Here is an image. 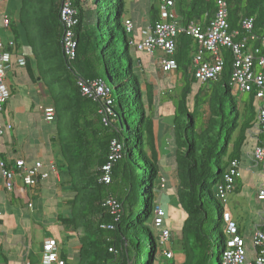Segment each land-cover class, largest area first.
Returning a JSON list of instances; mask_svg holds the SVG:
<instances>
[{
    "label": "trees",
    "instance_id": "obj_1",
    "mask_svg": "<svg viewBox=\"0 0 264 264\" xmlns=\"http://www.w3.org/2000/svg\"><path fill=\"white\" fill-rule=\"evenodd\" d=\"M224 1L229 29L239 31L236 40L247 37L240 29L241 20L253 18L251 33L257 40H249L248 46L259 47L264 0ZM61 2L18 0L16 9L9 11L16 52L7 77L10 96L16 94L15 79L23 72L32 85L41 84L47 96L44 105L54 109L47 138L50 157L60 173L59 188L68 193L62 201L66 217L60 221L75 234L80 232L76 264H222L231 218L217 188L224 184L230 162L239 161L248 147L252 151L256 145L264 146L255 91L235 92L230 84V49L220 48L219 78L202 83H215L211 87L215 93L207 98L209 88L200 87L190 104L192 86L198 82L191 66L197 42L178 34L175 52L167 57L176 69L166 76L174 73L179 89L168 81L166 89H156L155 82L146 79L137 57L140 51L131 44L142 40V30L162 20L158 0L142 7L149 22L140 30L125 0H70L76 19V51L71 60L62 50ZM173 3L170 9L180 25L192 21L206 26L216 8V0ZM126 19L133 22L131 33L125 31ZM18 56H23V66L15 63ZM81 82L101 85L102 94H84ZM26 97L20 94L15 101ZM159 105L163 112L156 109ZM160 118L171 128L166 156L158 137ZM250 141L255 142L249 145ZM164 172L172 174L174 190L166 197L182 216L179 237L171 243V250L182 255L178 263L172 258L158 259L160 234L169 230L161 196L155 195ZM157 207H162L164 215L156 227ZM236 235L241 237L237 226ZM249 252L253 257L252 249L247 250V257Z\"/></svg>",
    "mask_w": 264,
    "mask_h": 264
},
{
    "label": "built area",
    "instance_id": "obj_2",
    "mask_svg": "<svg viewBox=\"0 0 264 264\" xmlns=\"http://www.w3.org/2000/svg\"><path fill=\"white\" fill-rule=\"evenodd\" d=\"M173 0H158L161 21L153 27L141 31L142 40L132 41L131 44L137 51H144L153 54L159 50L164 57L158 60V67L163 73L176 69V63L168 59L175 52L176 36L185 34L193 38L198 44V50L192 54L191 66L193 77L201 83L216 81L222 71L223 59L220 55V48H229L232 56V73L230 84L235 92L247 93L255 91L260 101L257 111L258 126L264 131V34L259 38V47L250 48L248 41H256L257 36L251 33L253 29V18L241 20L240 29L247 37L236 40L238 30H230L228 25V12L224 0H216L214 15L206 26L198 22H189L180 25L175 22V17L170 9ZM60 18L63 23L62 50L68 59H73L76 51V42L73 38V27L76 23L75 10L70 0H62L60 7ZM3 27L9 29L10 18L3 14ZM125 31L131 33L134 29L130 19L124 21ZM15 44L11 38L3 43L0 40V138L11 130L12 124L3 117L4 104L10 97V85L7 73L11 69V58L15 54ZM15 63L24 65L23 56L15 58ZM84 94L99 96L102 94L101 85L93 82L90 85L80 83ZM38 110L45 122H51L54 118V109L50 106L40 105ZM251 158L258 166L261 177V187L256 192L258 200H264V146L256 145L251 151ZM239 161L230 162L224 174V184L217 188V196L222 202H226L227 196L234 189L235 181L240 176ZM0 173L7 190H12L15 177H19L25 186L34 187L40 181L53 178L60 181V173L53 159L47 161L35 160L27 163L19 158L14 161V167L8 168L3 161H0ZM106 179V177H104ZM112 205V201H109ZM164 212L156 208L154 225L160 226ZM226 218L228 217L225 214ZM227 233L230 238L227 240V249L223 253L222 264H264V231L254 229L251 234L252 258L247 257V250L244 240L236 235V225L228 221ZM169 230H163L160 234V243L168 241ZM170 258V253L163 251ZM42 264H64L56 253V243L50 239L43 244Z\"/></svg>",
    "mask_w": 264,
    "mask_h": 264
},
{
    "label": "crops",
    "instance_id": "obj_3",
    "mask_svg": "<svg viewBox=\"0 0 264 264\" xmlns=\"http://www.w3.org/2000/svg\"><path fill=\"white\" fill-rule=\"evenodd\" d=\"M6 1L0 0V2ZM149 1L146 0L145 5H148ZM137 2L138 0L135 2L131 0L128 5H130L131 19L135 27L140 30V27L147 26L148 22L142 20L146 11L140 12L141 7L137 9L135 6L144 5V2L142 1L141 4ZM2 13L5 14V11L0 13L1 16ZM7 30L10 32L9 29ZM156 52L158 57L154 59ZM137 57L151 66L155 61L157 64L164 55L159 50H154L152 55L143 51L139 52ZM21 83L29 88L22 93L27 95L26 98L14 101L13 113L19 117L21 127L18 129L13 127L11 131L18 130L15 134L11 135L9 131L0 138V161H3L8 168L14 167V161L19 158L28 161L52 159L51 145L47 138L50 124L43 121L42 114L38 110L40 105L47 103L44 88L39 83L32 85L25 79L23 72L15 80L17 87H20ZM238 163L240 176L236 179L234 189L228 194L226 202L229 196L234 195L239 205L241 202L249 203L248 211L241 205L243 209L241 213L246 211L252 214L249 221L252 234L256 228H264V200L256 198V192L261 187L262 181L259 168L251 158L250 147L242 152ZM59 185L60 181L50 178L40 181L34 187H29L25 186L19 177H15L13 189L7 190L0 173V264H42L43 244L50 239L55 241L56 253L61 260H65L66 264H76L77 237L80 232L75 234L60 221L66 217L67 208L62 205V201L68 197V193L61 191ZM235 210L236 207L233 205L231 209H226L231 221L237 226ZM238 228L240 229L239 226ZM246 246L248 247L247 244ZM248 248L251 249V246L249 245Z\"/></svg>",
    "mask_w": 264,
    "mask_h": 264
},
{
    "label": "rangeland",
    "instance_id": "obj_4",
    "mask_svg": "<svg viewBox=\"0 0 264 264\" xmlns=\"http://www.w3.org/2000/svg\"><path fill=\"white\" fill-rule=\"evenodd\" d=\"M125 1H126V9L129 10L130 9L129 8L130 5H128V3L131 0H125ZM135 1L136 0H134V2ZM142 1L144 2L143 3L144 5H135L137 7V9L139 7H141V8H139L140 12L142 11V7L144 8V7L147 6V5H145V1L146 0H138L137 3L141 4ZM150 1H149L148 5L150 4ZM17 6H18V0H7L6 2H0V13L5 11L6 14H9V11L16 9ZM137 9H134V10H137ZM136 12H139V11L137 10ZM139 17H140V15H139ZM2 18H3V16L0 15V40L3 43H6V40L8 38H11L12 36H10L11 33L5 27H3ZM142 20H143V22H149V16L147 14H145L143 16ZM140 24H141V22H139V25ZM137 55H138V53H137ZM157 57H158V53L156 52L154 54L153 58L157 59ZM143 66H144V72H145V75H146V79L155 82L154 83L156 85L155 88L157 87L159 89L161 87V89H166V87L168 86L167 85L168 82H172L178 89L180 88L178 86L177 82L174 81L175 74L172 73L169 76L163 75L159 71L160 69L158 67V63L156 64V61L151 66L147 65V63L143 62ZM166 77H167V80H166ZM214 84L215 83H211L210 85L209 84H205L204 85L200 81H198L195 84H193V86H192V94L193 95L189 97L190 104L193 101V96L197 93V90L200 87H203V88H207L208 87L209 88V90L207 91V94H206L207 98L210 97L211 94H214L215 92H214L213 88H211L212 85H214ZM162 85H164V86H162ZM16 89H17L16 94L14 96H10L9 99H8V103L6 104V111L4 112L3 116H4L5 120H7L8 122L13 124V127L18 129V128L21 127V123H20L19 117H17L13 113L14 101L16 100V98H18L20 96V94L25 92L26 89L29 90V88L21 83L20 87L16 86ZM173 89L174 88H172V90ZM30 92L33 93V94L35 93L33 91H30ZM10 95H11V92H10ZM41 95H42V93H41ZM203 97L204 96H201L200 98H203ZM244 97H245V95H243V98ZM167 102L165 104H162L163 108L167 107V105H168ZM155 107H156V109L159 112H163L164 111L163 109L160 110L161 109L160 105L159 106H155ZM168 124L169 123H167L164 119H162V118L159 119L158 137H159V139L161 141H163L162 143H164V146L162 148V153L165 156L168 155V153H169V147H168L169 146V138H168L169 136H168V134H169V131L171 130V128H170V125H168ZM16 131H18V130L11 131L10 134L13 135V134H15ZM254 142L255 141H250L249 145L254 144ZM164 174L165 175L162 176L163 179L160 178V184H159L160 188H159V190L156 189L155 195H156V197H159V198L161 196L160 200H161V203H162V207L164 208V210L166 212V216L168 217L167 218V222L169 224L168 225L169 226V237H168V241L164 242L162 244V251L159 253L158 259L160 261L161 260L163 261L164 257L167 260L172 258L176 263H178V262L181 261L182 255L176 250H171V243H172L173 239L179 237V231H177V230L180 229V226H181V223H182V216L178 212L176 207L166 197L167 195H173V192H174V190H171V189H173V187H172V185H173L172 174H170V173L168 174V173H165V172H164ZM232 201H235V203H233ZM248 204L249 203L246 201V202H241V204L239 205L238 203H236L235 196L232 195V196H229V200L226 203H224V207L227 210H228V208L231 209V205L236 207L235 214H236V220H237V228H238V226L240 227V229L239 228L238 229L240 230L241 238L244 240V243H246L248 245V247H249V245L251 246V232H250V223H249V221H250V218L252 217V214L246 212V211L249 210ZM241 205H242V207L245 206V208H246V211H244L245 213H243V214L241 213L242 210H243V209H241ZM162 207H157V208H159V209H161L163 211ZM155 211H156V209H155ZM231 211L233 212V210H231ZM237 217H238V219H237ZM248 249H250V248H248ZM164 250L170 253V258H168L163 253ZM248 257L249 258L252 257L251 252L248 253ZM155 264H157V263H155Z\"/></svg>",
    "mask_w": 264,
    "mask_h": 264
}]
</instances>
